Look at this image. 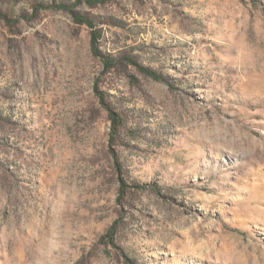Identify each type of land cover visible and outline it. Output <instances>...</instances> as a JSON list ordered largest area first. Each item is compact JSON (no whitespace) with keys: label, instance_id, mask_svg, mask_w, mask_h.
I'll use <instances>...</instances> for the list:
<instances>
[{"label":"rangeland","instance_id":"obj_1","mask_svg":"<svg viewBox=\"0 0 264 264\" xmlns=\"http://www.w3.org/2000/svg\"><path fill=\"white\" fill-rule=\"evenodd\" d=\"M59 2L0 0V264H264V0L74 5L159 80Z\"/></svg>","mask_w":264,"mask_h":264},{"label":"trees","instance_id":"obj_2","mask_svg":"<svg viewBox=\"0 0 264 264\" xmlns=\"http://www.w3.org/2000/svg\"><path fill=\"white\" fill-rule=\"evenodd\" d=\"M81 1H84V0H75V2L71 3V4H67L65 2H59L56 5H53V7L56 9H61V10L68 12L72 16V19L76 23L86 24L88 27L91 28V48H92L93 55H95L101 59L105 68L114 67V66H116L117 62H122V64L127 63V64H132V65L136 66V68L141 73H143L144 75H147V76H149L155 80L162 79L161 75L158 74L156 71H154L153 69H151L147 66H143V65L138 64L135 60H133L129 56L123 55V56H118V57L114 56L113 57L109 54L102 53L97 47L98 40L101 38L102 34L99 31H96L94 29L95 23H94L93 19L84 15V14L76 12L73 8L76 3L81 2ZM105 1H107V0H85V2L89 5H94L96 3H101V2H105ZM0 19L4 20L6 22H10L11 20H15L14 18H11L6 12H4L2 10H0ZM95 92H96L98 100L100 101V103L105 108V110L107 112V116L110 120L109 142L112 143V141L115 138V135L117 134L118 129L120 128V126L123 125V118H122L121 113L119 111H117L109 102H107L105 100V96L101 91H99L96 88ZM112 158H113L112 159V166H113V168L117 174V179L119 182V191L121 193L126 191L129 188L137 189V190H141L143 188H146L144 183H139V182H135V181L132 183H128L123 176V168H122V165L119 162L116 154L112 153ZM113 232H114V225L108 229V231L103 235L102 238L103 239L107 238V241L109 243L115 245Z\"/></svg>","mask_w":264,"mask_h":264}]
</instances>
